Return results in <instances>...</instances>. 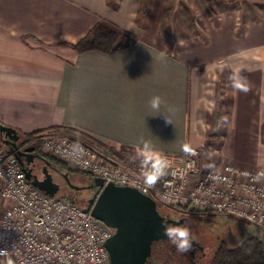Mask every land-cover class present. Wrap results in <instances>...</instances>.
Here are the masks:
<instances>
[{"label":"crops","instance_id":"1","mask_svg":"<svg viewBox=\"0 0 264 264\" xmlns=\"http://www.w3.org/2000/svg\"><path fill=\"white\" fill-rule=\"evenodd\" d=\"M259 2L182 0L194 32L175 39L164 32L171 0H0V122L19 132L70 127L107 150L149 143L161 158L199 147L264 167V12L251 5ZM101 20L137 44L77 51Z\"/></svg>","mask_w":264,"mask_h":264},{"label":"built area","instance_id":"2","mask_svg":"<svg viewBox=\"0 0 264 264\" xmlns=\"http://www.w3.org/2000/svg\"><path fill=\"white\" fill-rule=\"evenodd\" d=\"M39 139L42 152L106 184L137 188L169 208L236 217L264 232V167L217 160L192 147L163 155L164 172L149 183L145 173L153 161L137 155L140 149L111 152L61 130ZM0 208V264H111L105 244L114 229L85 206L35 186L1 143Z\"/></svg>","mask_w":264,"mask_h":264},{"label":"water","instance_id":"3","mask_svg":"<svg viewBox=\"0 0 264 264\" xmlns=\"http://www.w3.org/2000/svg\"><path fill=\"white\" fill-rule=\"evenodd\" d=\"M21 139V133L16 128L0 122V143L14 152L23 165L27 178L47 194L57 195L61 190V183L55 179L51 170L57 168L50 160L42 157L46 164L44 176L40 178L33 174L32 168L21 157L26 156L28 164L33 161L36 156L33 152L35 146L22 150L19 145ZM64 177L67 185L76 190L99 188L98 193L88 199L85 210H91L96 218L114 229L105 244L111 264H147L153 241L166 238L163 234L164 222L175 224V220L161 214L156 199L137 188L116 185L114 182L106 184L100 176H95L91 184L81 186L71 181L69 172H65Z\"/></svg>","mask_w":264,"mask_h":264},{"label":"rangeland","instance_id":"4","mask_svg":"<svg viewBox=\"0 0 264 264\" xmlns=\"http://www.w3.org/2000/svg\"><path fill=\"white\" fill-rule=\"evenodd\" d=\"M183 3L182 0H171V4L173 5V8H170V11H168V14L165 18L166 25L164 32H167V34L171 35L175 39H180L181 37L186 36L187 34L190 35L194 32L192 16L189 13V11L185 9V5ZM259 3L260 5L256 3V6H254V4H251L252 9L255 13L256 11L258 13L264 12V0H262V2ZM79 140L89 143V141H87L86 139L85 140L79 139ZM211 151H205V152L209 157L213 156L214 159L220 160L219 159L220 154L219 153L216 154L214 152L213 154ZM235 158L241 159L240 156H237ZM55 176L62 185L61 190L58 193V195H61L62 193H65L69 189V187L65 182L64 178L60 174L55 173ZM70 179L74 184L81 186H86L92 183V180L89 178V176L80 173L70 174ZM95 191L96 190L91 188H86L79 191L77 193V198L79 202L82 203L86 202V200H88L90 197H93ZM161 206L163 207L164 210L171 209L163 205ZM193 212H195V214H192L188 222L189 228L194 233L193 239H197L208 246L207 247L208 254L204 259L203 264H210L215 251L217 250L218 246L222 241H225L229 247L234 248L239 246L243 242V240H245L248 237L251 236L263 237L262 230L260 228H258L253 224L245 222L241 219H238L236 217H232L226 214L214 213L213 214L214 216L210 220H208L206 218L207 217L206 214H212L213 212H197L195 210ZM172 245L173 244L171 243V241H169L166 245L167 246L166 249H170V252L172 253V257H171L172 259L168 264H191V262L188 259L189 257L188 254L183 256V254H181V252L178 251L179 252L178 255H173ZM199 264L201 263L199 262Z\"/></svg>","mask_w":264,"mask_h":264},{"label":"trees","instance_id":"5","mask_svg":"<svg viewBox=\"0 0 264 264\" xmlns=\"http://www.w3.org/2000/svg\"><path fill=\"white\" fill-rule=\"evenodd\" d=\"M137 42L138 38L130 31L119 27L113 22L101 20L87 33L86 36H84L78 43L74 44L73 46L77 51L81 53L90 50H99L105 53H114L116 51L132 47L136 45ZM58 128L68 133L78 132L76 129L70 127ZM53 129L55 128L41 129L33 132H20L22 136V143H29L32 146H35V150L38 153V156L41 158L45 157L50 160L52 162V165L58 170L69 172L70 174L80 173L89 176V178L93 180L95 176L91 173L72 169L63 161L55 158L52 155L42 152L41 140L39 139V136L46 131ZM103 146L107 147L106 145ZM109 151L116 152L113 148H109ZM79 191L81 190H76L69 187V189L65 193H62L60 196L68 197L81 206H86L88 200L82 203L79 202L77 198V193ZM213 214L214 213L206 214V218L210 220L214 216ZM172 247L173 255H178L179 252L176 249L175 245H172ZM210 264H264V238L251 236L243 240V242L239 246L234 248L229 247L225 241H222L215 251Z\"/></svg>","mask_w":264,"mask_h":264},{"label":"flooded vegetation","instance_id":"6","mask_svg":"<svg viewBox=\"0 0 264 264\" xmlns=\"http://www.w3.org/2000/svg\"><path fill=\"white\" fill-rule=\"evenodd\" d=\"M19 145L22 150H25L26 147L31 146V144L22 143V139L19 142ZM36 156L33 161H31L28 164V159L26 156H22V160L29 165L30 168H32L33 174L39 176L42 178L44 176L45 172V162L44 160L38 156V153L36 150L33 151ZM53 171V174L55 176V173L60 174L64 180V173L63 171H60L58 169L54 170L53 168L51 169ZM59 171V172H58ZM55 179L58 181L57 177L55 176ZM66 182V180H65ZM62 187V185H61ZM96 190L95 193L93 194L96 195L99 191V188H91ZM91 198V197H90ZM158 208L159 211L163 216L169 219L175 220V224L184 226L188 228L190 232V237H191V247L187 252H181L183 256L188 254V259L191 262V264H201L204 263V259L206 258L208 251H207V245L205 243H202L201 241L197 239H193L194 233L193 231L189 228L188 222L192 216V214H195V212L191 211L189 208H181V207H175L171 209L164 210L161 204L158 203ZM170 224H174L173 222ZM170 240L167 238L165 239H160V240H155L152 243V249H151V254L147 258V264H168L170 260L172 259V253L170 252V249H166V245Z\"/></svg>","mask_w":264,"mask_h":264},{"label":"clouds","instance_id":"7","mask_svg":"<svg viewBox=\"0 0 264 264\" xmlns=\"http://www.w3.org/2000/svg\"><path fill=\"white\" fill-rule=\"evenodd\" d=\"M234 87L243 89V85L238 78L234 80ZM160 103V97H153L151 100V107L158 110ZM137 155L143 157L144 161H153L151 168L145 173L147 182L152 183L163 174L166 167V161L155 155L149 143H146ZM163 234L173 245H175L179 252H187L190 249L191 237L188 228L177 224H170L165 221Z\"/></svg>","mask_w":264,"mask_h":264}]
</instances>
